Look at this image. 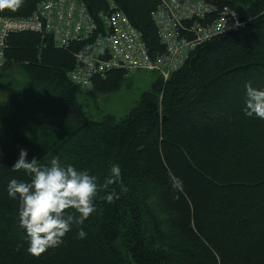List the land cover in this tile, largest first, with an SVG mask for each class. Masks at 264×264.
I'll return each mask as SVG.
<instances>
[{
  "label": "trees",
  "instance_id": "16d2710c",
  "mask_svg": "<svg viewBox=\"0 0 264 264\" xmlns=\"http://www.w3.org/2000/svg\"><path fill=\"white\" fill-rule=\"evenodd\" d=\"M42 1L0 8V17L28 18ZM79 1L102 31L97 15L108 10L106 0ZM214 4L243 8L247 22L197 46L166 81L153 73L149 89L119 119L91 121L77 101L88 90L68 74L88 41L59 48L41 33L7 37L0 74L16 67L24 77L31 127L24 133L10 110L0 135V264H264V120L243 113L245 84L264 88V0ZM114 5L152 60L165 53L151 20L155 0ZM128 76L96 75L89 91L117 92ZM21 148L39 166L59 157L87 170L99 186L84 224L39 256L27 252L19 201L6 190L12 178L30 179L25 169L12 168ZM113 164L120 181L107 184ZM175 178L182 186H174ZM109 193L118 198L108 202ZM79 227L87 232L83 240Z\"/></svg>",
  "mask_w": 264,
  "mask_h": 264
},
{
  "label": "built area",
  "instance_id": "2783aa9c",
  "mask_svg": "<svg viewBox=\"0 0 264 264\" xmlns=\"http://www.w3.org/2000/svg\"><path fill=\"white\" fill-rule=\"evenodd\" d=\"M155 1L157 8L151 20L165 53L153 60L139 33L115 7L114 0H106L108 10L97 15L102 31H98L99 26L83 2L43 0L28 18L0 17V68L7 37L11 33L36 32L50 36L59 48L74 41H88L81 63L68 74L69 80L83 90L91 89L92 77H102L110 70H122L128 75L153 72L166 81L197 46L241 26L235 10L227 7L218 10L215 0Z\"/></svg>",
  "mask_w": 264,
  "mask_h": 264
},
{
  "label": "clouds",
  "instance_id": "9594fccd",
  "mask_svg": "<svg viewBox=\"0 0 264 264\" xmlns=\"http://www.w3.org/2000/svg\"><path fill=\"white\" fill-rule=\"evenodd\" d=\"M22 0H0V8L19 7ZM83 59V53H77ZM243 113L250 118L264 120V88L253 87L251 82L245 84ZM28 150L21 148L19 158L12 165L14 170L25 169L30 174L28 181L12 178L7 184V194L19 201L18 227L24 231L27 252L39 256L49 248L59 247L65 235L73 225H83L90 214L95 211L94 197L98 191L95 175L87 170L78 169L73 164L61 163L59 157H53L50 164L39 166L35 157L26 159ZM111 177L107 184L120 181L121 169L113 164ZM174 186H182L178 178ZM121 182V191H126ZM113 193L105 199L112 202ZM72 210V211H66ZM77 236L83 240L87 232L79 227Z\"/></svg>",
  "mask_w": 264,
  "mask_h": 264
},
{
  "label": "rangeland",
  "instance_id": "374dc122",
  "mask_svg": "<svg viewBox=\"0 0 264 264\" xmlns=\"http://www.w3.org/2000/svg\"><path fill=\"white\" fill-rule=\"evenodd\" d=\"M154 79L153 72L137 71L129 75L120 89L114 93L101 94L93 91L83 92L77 97L86 117L99 122L105 116L119 119L127 115L139 100L141 94L149 89ZM28 93L21 72L12 67L0 74V135L3 136L11 122L12 110L22 122L21 130L29 134L30 119ZM10 115V116H9Z\"/></svg>",
  "mask_w": 264,
  "mask_h": 264
},
{
  "label": "water",
  "instance_id": "95a60500",
  "mask_svg": "<svg viewBox=\"0 0 264 264\" xmlns=\"http://www.w3.org/2000/svg\"><path fill=\"white\" fill-rule=\"evenodd\" d=\"M235 12L237 13L238 22L241 25L245 24L247 22V15H246L245 10L243 8H241V7H236L235 8Z\"/></svg>",
  "mask_w": 264,
  "mask_h": 264
}]
</instances>
